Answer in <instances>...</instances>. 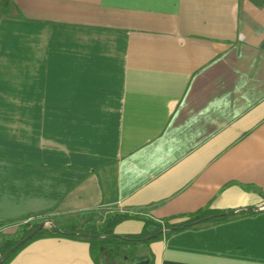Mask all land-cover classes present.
I'll return each instance as SVG.
<instances>
[{
  "label": "crops",
  "instance_id": "0c3cea01",
  "mask_svg": "<svg viewBox=\"0 0 264 264\" xmlns=\"http://www.w3.org/2000/svg\"><path fill=\"white\" fill-rule=\"evenodd\" d=\"M11 2L0 227L107 207L171 225L236 212L165 234L154 263L264 264V0ZM9 264L95 262L85 241L44 238Z\"/></svg>",
  "mask_w": 264,
  "mask_h": 264
},
{
  "label": "trees",
  "instance_id": "16d2710c",
  "mask_svg": "<svg viewBox=\"0 0 264 264\" xmlns=\"http://www.w3.org/2000/svg\"><path fill=\"white\" fill-rule=\"evenodd\" d=\"M17 14H19L17 8L11 0H0V16L2 18L12 19L18 17ZM262 196L264 198V193H262ZM254 213L253 209L241 211V215H252ZM218 215L221 214L205 209L191 216L188 221L178 225H171L169 222H158L150 218L146 212H142L140 215L117 210L109 214H103L100 210H91L64 219L53 218L51 221L56 227L43 229L37 233L29 241L19 246L17 250L8 254L1 264H9L25 247L44 238H65L89 243L91 256L95 264H116L117 259L121 256V246L123 244H128L131 247V251L135 247L137 248L138 245H143L146 248V253L138 255L137 258L133 259L132 263L137 264L149 261V264H155L154 257L150 251L152 243L161 240L165 234H171L201 224L205 219L210 218L207 221H225L233 217V215L216 217ZM47 219L48 217H43L40 221L22 224L11 234L0 233V259L33 233ZM129 220L143 222L144 226L141 234L124 238L115 236V228ZM155 235H157L155 238L147 240Z\"/></svg>",
  "mask_w": 264,
  "mask_h": 264
},
{
  "label": "rangeland",
  "instance_id": "374dc122",
  "mask_svg": "<svg viewBox=\"0 0 264 264\" xmlns=\"http://www.w3.org/2000/svg\"><path fill=\"white\" fill-rule=\"evenodd\" d=\"M100 211L103 214H109V213L115 211V209H113L112 207H107V208L101 209ZM44 217H48V219L46 221H44L46 223L45 229H50V228L54 227L53 224L51 223V219H53V218L50 216H44ZM41 218H43V217H40L38 219H33L31 221H40ZM31 221L18 223L16 225H9V226L0 227V233H6V230L7 231L10 230L11 232L16 231L20 225H22V224L25 225L26 223H29ZM114 235L117 237L124 238L127 236H135L136 234L117 235L116 233H114ZM130 248L131 247L128 244H123L121 246V256H120V258L117 259L116 264H133L132 263L133 259L137 258L138 255H140V254L146 253V250H145L146 248L143 245H138L137 248L135 247L132 251L130 250ZM137 250H139V251L136 252ZM125 254H127V255H125Z\"/></svg>",
  "mask_w": 264,
  "mask_h": 264
},
{
  "label": "water",
  "instance_id": "95a60500",
  "mask_svg": "<svg viewBox=\"0 0 264 264\" xmlns=\"http://www.w3.org/2000/svg\"><path fill=\"white\" fill-rule=\"evenodd\" d=\"M253 210L254 211H261V210H263L262 208H259V207H256V208H253ZM236 212H231V213H228V214H221V215H218V216H216V217H223V216H227V215H232V214H235ZM210 219V218H209ZM209 219H205L204 221H202V222H205V221H207V220H209ZM51 223L53 224V226L54 227H56L55 226V224L51 221ZM200 223V222H199ZM198 224V223H197ZM45 227H46V223L44 222V223H42L33 233H31L30 235H28L20 244H18L17 246H15L14 248H12L11 249V251L10 252H8L4 257H2L1 259H0V264L2 263V261H3V259L8 255V254H10L11 252H14L15 250H17V248L19 247V246H21L22 244H24L25 242H27V241H29L33 236H35L37 233H39L40 231H42L43 229H45ZM157 235H155V236H153V237H150V238H148L147 240H151V239H153V238H155ZM137 264H149V261H144V262H140V263H137Z\"/></svg>",
  "mask_w": 264,
  "mask_h": 264
}]
</instances>
